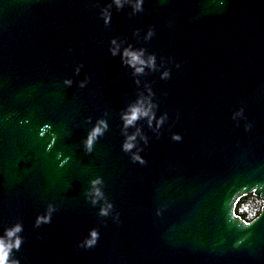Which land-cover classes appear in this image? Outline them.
Segmentation results:
<instances>
[{"label":"water","instance_id":"obj_1","mask_svg":"<svg viewBox=\"0 0 264 264\" xmlns=\"http://www.w3.org/2000/svg\"><path fill=\"white\" fill-rule=\"evenodd\" d=\"M106 2L0 0V231L22 225L13 254L20 264H264V204L247 227L228 219L239 198L264 200V0H144L135 15L128 5L113 9L105 26L97 13ZM150 24L155 35L145 41ZM110 36L154 52L158 64L163 56L170 77L146 69L134 84L119 55L108 54ZM145 80L156 114L168 119L159 138L136 121L148 138L145 146L137 136L140 165L120 150L119 111ZM240 106L247 132L230 119ZM97 117L108 129L84 153L80 141ZM44 123L51 127L38 135ZM169 131L182 140L171 141ZM50 132L56 138L45 152ZM57 151L69 157L60 167ZM94 175L119 223L85 201ZM48 202L57 210L34 227ZM93 226L96 245L76 248Z\"/></svg>","mask_w":264,"mask_h":264},{"label":"clouds","instance_id":"obj_2","mask_svg":"<svg viewBox=\"0 0 264 264\" xmlns=\"http://www.w3.org/2000/svg\"><path fill=\"white\" fill-rule=\"evenodd\" d=\"M125 5H128L131 15L143 12L144 0H107L103 5H98L99 11L97 15L101 18L105 26L109 25L111 20V15L113 9L119 11L121 8H124ZM139 29H133V35L135 36L139 33ZM155 35L154 27L150 24L148 25L143 33V39L145 41L150 40ZM71 47L68 48V51L71 52ZM108 54L110 56L119 55L120 63L122 66H127L131 69V74L133 76V83L137 86L140 85L141 81L138 78L139 76L145 74L147 69L149 72L158 71L159 79L167 80L170 77V68L165 66V58L162 56L160 58V63H157V56L154 52L146 51L144 47H134L131 41L125 43L124 40H118L115 36H110L108 38ZM167 63L172 64L173 67L179 68L180 62L174 61L171 56L167 58ZM163 66V67H162ZM83 65L77 63L74 65L72 72L73 75H76L80 72ZM88 75L85 74L83 79L77 81V86L79 88H84L88 83ZM62 84L64 86H70L72 84L71 77L62 78ZM155 95L151 87V83L147 80L143 83V89L139 87L137 89V95L134 99L129 101L123 106L119 111V120L121 128L120 140V150L128 155L130 161L144 165L146 163L144 157L141 155V152L144 151L143 148L137 146V136H139L140 141L143 145L148 144V138L141 132L139 126L136 125V121L144 119L146 125L156 133L157 138H159V129L168 119L167 112H161L159 115L156 114L157 105L153 101L152 97ZM90 119L85 117V120ZM230 119L237 124L242 122L243 129L247 132L252 124L244 115L243 106L235 108L230 113ZM175 117L173 118V122ZM23 123H27V118L24 119ZM133 126L134 130L128 132V128ZM51 126L48 123H44L39 128L38 135H43L45 129H49ZM172 126H169V129ZM108 129V122L102 117H97L94 122L91 123V126L86 130L85 135L80 141V146L84 153H91L93 150V145L99 137H102ZM51 136V141L45 145V152L52 148L53 142L56 138L55 133H49ZM168 137L171 141L179 142L182 140V136L179 132L169 131ZM135 149V150H133ZM63 157V158H61ZM55 159L58 161L57 166H63L68 160L69 157L63 155L62 152L57 151L55 153ZM104 180L99 175L91 176L87 180V187L83 190V197L92 206L96 207V214L99 217H108L112 213V221L114 223H119V213H113V203L111 200H108L102 190V185ZM57 205L52 202H48L42 213L37 212L34 217L33 226L38 227L42 223L47 224L51 220L52 213L57 210ZM165 205H157L154 209V214L156 216L161 215L162 208ZM249 217L253 216V213L248 214ZM259 216L248 220H241L235 215V213L229 210V221L232 218L238 219L245 227L253 223ZM239 227V225H237ZM22 231V225L19 222L12 223L3 228L0 231V264H20L18 258L13 254V250H19L22 243L23 237L20 235ZM100 233L98 232L95 226L87 229L86 235L81 239L77 240L75 243L76 248L88 249L96 245ZM245 237H240L234 241L233 246L238 247L244 240Z\"/></svg>","mask_w":264,"mask_h":264},{"label":"trees","instance_id":"obj_3","mask_svg":"<svg viewBox=\"0 0 264 264\" xmlns=\"http://www.w3.org/2000/svg\"><path fill=\"white\" fill-rule=\"evenodd\" d=\"M263 204L264 200L260 196L250 193L238 199L234 206V212L243 220H251L258 215ZM250 212L253 213L252 217L248 215Z\"/></svg>","mask_w":264,"mask_h":264}]
</instances>
